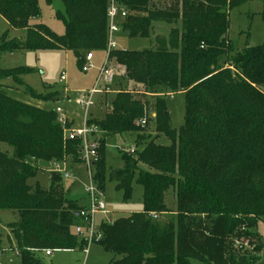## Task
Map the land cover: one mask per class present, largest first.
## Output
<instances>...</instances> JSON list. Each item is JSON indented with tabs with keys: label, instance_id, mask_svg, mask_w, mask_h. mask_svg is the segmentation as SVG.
<instances>
[{
	"label": "trees",
	"instance_id": "1",
	"mask_svg": "<svg viewBox=\"0 0 264 264\" xmlns=\"http://www.w3.org/2000/svg\"><path fill=\"white\" fill-rule=\"evenodd\" d=\"M60 1L63 35L43 24L30 25L40 17L38 0H0V16L11 28L25 31L24 39H9L8 31L0 35V54L70 50L82 68L81 51L106 50L108 0ZM254 1L262 3L264 21V0H180L167 10L155 0H118L128 13L122 30L130 38H147L155 22L180 20V28H172L167 39L158 37L154 49L112 51L110 58L123 67L133 87L118 93L111 114L87 120L98 131L92 171L103 189L107 136L140 133L135 122L144 115L142 97L154 98L156 138L140 141L138 134L144 148L122 152L124 167L108 172L124 202L132 198L135 179L143 189L141 213L99 223L102 238L96 243L114 256L108 264L261 260L257 254L264 238L257 228L264 225V43L238 50L228 37L231 9ZM30 72L0 68V148L11 149H0V212L17 216L7 227L21 264H41L37 252L85 250L87 241L75 228L83 225L80 212L86 206L64 192L59 173L51 172L48 190L28 184L41 162L82 165V140L64 139L56 112L7 96L4 82L9 80L12 87L33 93L23 81ZM137 92L142 95H133ZM179 92L185 96V120L177 130L170 124L165 97ZM159 134L170 145L158 144ZM169 188L175 190L174 213L165 203ZM172 214L176 217L168 216ZM162 215L168 216L164 222ZM242 240L246 248L239 249L236 242Z\"/></svg>",
	"mask_w": 264,
	"mask_h": 264
},
{
	"label": "rangeland",
	"instance_id": "2",
	"mask_svg": "<svg viewBox=\"0 0 264 264\" xmlns=\"http://www.w3.org/2000/svg\"><path fill=\"white\" fill-rule=\"evenodd\" d=\"M40 8V17L32 19L30 25L43 24L51 31L58 35H63L65 31L63 19L58 17V13L64 14V8L60 0H52L49 5L46 0H38ZM157 6L163 9H169L180 0H155ZM263 5L259 1L246 2L239 7L231 9L229 12V31L228 37L232 40L238 50H242L247 46H258L264 43V21L261 13ZM172 28H180V20L175 24H166L164 22H155L152 24L150 35L147 38L134 37L129 35L122 29L114 35L117 50L128 51H143L150 50L156 47V39L158 37L168 38ZM8 31V38L24 39V30H15L11 28L8 22L0 16V35ZM104 48L87 49L81 51L82 58L89 53L95 55L91 62V69L84 73L81 69V64L77 62V58L73 51L70 50H50L41 49L37 51H20L14 54H0V68L15 69L24 67L31 72L23 77L24 83L32 90V94H27L23 90L12 87V81H5V92L11 99L37 109L56 112L59 108L62 112L58 116H64L67 119L65 128L83 129L85 125L86 114L82 106L77 101L87 92L92 90L97 82L99 71L104 65L107 54ZM113 61V60H112ZM114 80L109 86V92L95 97V106L89 110V114H93L94 120L102 119L106 114H111L113 111L112 102L116 100V96L122 90L129 91L133 84L127 83L124 77V69L121 66H114ZM62 73L66 74V79L60 82ZM264 91V88H263ZM52 94L59 95L56 100H43ZM133 95L141 96V92ZM144 115L142 119L147 120L146 126L139 125V121L135 122L137 128L140 129L142 139L152 140L156 138L155 125V102L154 98L142 97ZM138 100V97L136 98ZM141 98L139 97V100ZM166 107L169 112L170 124L172 128L179 129L183 126L185 120V96L183 93L169 94L165 97ZM73 121L72 128L70 122ZM98 131H93L88 139L95 141V134ZM131 133L123 135H109L106 138L105 144V183L103 189L99 188L89 174L88 168L85 165H66L65 169L70 174V177L63 178L62 185L64 192H68L69 197L82 202L81 206H88L89 200L85 194L86 190L93 186L95 188L96 197L104 203V212H99L94 215V223L100 226V222L113 223L116 219L129 217L132 214L141 213L143 211V189L137 183L136 179L133 182L134 192L131 200L124 202L123 194L116 189L114 182L108 178V172L113 170H121L124 167L122 152H127L135 148L137 153L144 148V145H138V134ZM99 134V133H98ZM101 134V133H100ZM64 139L65 137L64 133ZM139 141V142H140ZM96 142V141H95ZM157 143L160 145H170V140L163 134L158 135ZM0 149L11 151L8 147ZM130 154H133L129 152ZM63 165V163H59ZM55 168L54 162L39 163L37 176L28 181L32 187H40L48 190L50 188L51 172ZM140 168L150 170L146 165L140 164ZM52 169V170H51ZM84 194V195H83ZM83 195V196H81ZM81 196L79 199H77ZM80 202V201H79ZM165 203L173 213L176 211L175 190L169 188L165 194ZM84 204V205H83ZM170 218H175V214L168 215ZM167 215L161 216V222L166 220ZM17 220L11 212H0V264H21V259L15 249V241L10 234L7 225ZM258 233L264 238V225L259 223ZM9 238L12 242H10ZM247 242H236L237 248H246ZM261 260L257 264H264V248L261 253L257 254ZM35 257L41 264H108L114 257L107 253L97 243H92L88 246V254L84 250L73 251H53L50 256L45 252H37ZM194 264H205L202 262H194Z\"/></svg>",
	"mask_w": 264,
	"mask_h": 264
},
{
	"label": "built area",
	"instance_id": "3",
	"mask_svg": "<svg viewBox=\"0 0 264 264\" xmlns=\"http://www.w3.org/2000/svg\"><path fill=\"white\" fill-rule=\"evenodd\" d=\"M127 11L119 5L118 0H108V11H107V18H108V29H107V48L106 54L107 59L99 71V76L97 78V82L95 87L87 91L77 103L82 106L85 110L86 119L85 125L83 129H68L65 128L67 124V119L64 116H58V122L63 126L65 137L67 139L73 140L79 138L82 140V148H81V160L82 165H85L88 168L89 174L92 175V167L93 162L97 159V147L98 144L95 141H90L88 139L89 135L95 131L92 128L87 126V120L90 118L88 112L95 106V97L99 95H103L109 92V86L113 83L114 80V71H113V62L110 58L111 52L117 49L116 41L114 39V35L122 29L123 23L127 17ZM93 60V54L89 53L84 58V63L82 65V71L87 73L91 69V62ZM66 79V74L62 73L60 82H63ZM61 110L58 108L56 113L59 115L61 114ZM139 125L146 126L147 120L141 119L139 121ZM136 151L135 148L130 149L127 151L128 153H134ZM52 170V169H51ZM52 172H56L62 175L63 178L70 177V174L65 169V164L63 165L57 163L55 164V168ZM86 195L89 200V205L86 207L85 210L80 212V218L82 219L83 225H78L75 228V233L78 237L85 239L87 241V247L85 248V253L88 254V246L92 243L99 242L102 238V233L99 229L98 224L94 223L93 217L95 214L99 212H104V203L99 201L96 197V191L93 186H90L86 191ZM156 218V216H154ZM47 256L52 254V251L47 250L45 251Z\"/></svg>",
	"mask_w": 264,
	"mask_h": 264
},
{
	"label": "crops",
	"instance_id": "4",
	"mask_svg": "<svg viewBox=\"0 0 264 264\" xmlns=\"http://www.w3.org/2000/svg\"><path fill=\"white\" fill-rule=\"evenodd\" d=\"M247 47H248V46H247ZM94 58H95V55H93V60H94ZM93 60H92V61H93ZM91 115L93 116V114H91ZM69 122H70V121H69ZM70 123H71L72 128H74V126H73V121L70 122ZM64 164H65V166H66V165H69V164H66V163H64ZM79 166H81V165H79ZM85 194H86V193H85ZM83 195H84V194H83ZM83 195H81V196H83ZM81 196H79L77 199H79ZM79 201H80L79 203L82 205V202H83V201H81L80 199H79ZM83 205H84V204H83Z\"/></svg>",
	"mask_w": 264,
	"mask_h": 264
},
{
	"label": "water",
	"instance_id": "5",
	"mask_svg": "<svg viewBox=\"0 0 264 264\" xmlns=\"http://www.w3.org/2000/svg\"><path fill=\"white\" fill-rule=\"evenodd\" d=\"M113 66H116V59H113ZM138 100H139V97H138Z\"/></svg>",
	"mask_w": 264,
	"mask_h": 264
}]
</instances>
